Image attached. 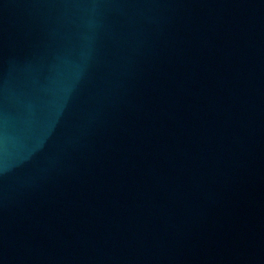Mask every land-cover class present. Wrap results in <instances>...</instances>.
<instances>
[{"label":"water","instance_id":"1","mask_svg":"<svg viewBox=\"0 0 264 264\" xmlns=\"http://www.w3.org/2000/svg\"><path fill=\"white\" fill-rule=\"evenodd\" d=\"M264 0H0V264H256Z\"/></svg>","mask_w":264,"mask_h":264}]
</instances>
